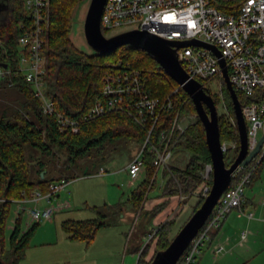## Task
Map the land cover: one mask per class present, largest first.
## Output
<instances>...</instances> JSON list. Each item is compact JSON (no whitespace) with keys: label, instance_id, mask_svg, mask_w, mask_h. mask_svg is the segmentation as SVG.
<instances>
[{"label":"trees","instance_id":"1","mask_svg":"<svg viewBox=\"0 0 264 264\" xmlns=\"http://www.w3.org/2000/svg\"><path fill=\"white\" fill-rule=\"evenodd\" d=\"M50 1L49 24L45 33L47 94L53 99L59 113L82 120V123L78 133L61 132L57 125L56 115L43 112L32 84L27 82L22 75L7 77L0 81V91L16 88L23 95L19 109L10 114L3 113L0 117V264H19L41 224L36 222L24 229L23 217L20 216L15 227L8 232L7 227L14 201L37 189L47 191L53 181L74 178L63 172L59 176L50 178L45 173V177L42 178L41 172L44 170V164L37 178L32 179L26 154L27 145L45 154L54 155L55 148H59L66 157V167L72 169L80 166L84 160L99 157L108 144L118 139L137 140L142 145L145 142L147 129L138 124L126 110H112L93 119H83L95 102L102 98L104 76L109 70L108 64L111 61L123 59L139 69L145 78L147 90L152 96L161 99L172 96L174 107L161 114L154 132L155 141L158 140L159 133L169 127L177 114L194 113L198 118L197 122L190 125L183 133L178 132L175 135V139H178L182 134L175 150L183 148L184 151L190 153V157L185 167L170 163L169 169H163L166 184L161 198L190 195L204 181L201 172L206 163H212L205 129L196 113L192 99L160 64L146 51L136 49L132 45L120 47L110 55L100 54L94 50L93 52L79 50L70 34L73 29L75 9L85 0ZM31 23L32 18L26 9L25 0H0V64L6 63L12 69L18 68L20 55L24 51L19 44V37ZM11 81L12 86L9 85ZM220 83L221 95H214L211 92V83L206 86L217 105L222 98L226 103L229 113L223 112L219 115L221 141L236 144L235 151L238 154L240 140L233 102L225 79H221ZM238 96L242 103L248 101L243 93L238 92ZM144 158L143 180L133 191L130 201L136 210L141 208L148 193L156 187L158 178L154 165L155 153L146 149ZM102 159L105 160V157L102 156ZM263 162L264 160L258 166L256 173ZM86 174H89V170ZM235 182L234 179L232 185ZM203 201L204 199L199 200L192 213L201 206ZM165 206L166 203L158 204L153 211L155 216ZM106 208L114 209V206L105 205L95 208L99 216L93 219L66 220L63 222V228L71 239L91 243L100 228L113 224L107 220L110 213L105 212ZM121 212L122 209L119 208L117 213ZM175 221L176 219L168 222L162 229L158 250L170 244L169 230L174 227ZM185 252L178 264L183 261ZM149 263L150 261H145L142 256L137 262V264Z\"/></svg>","mask_w":264,"mask_h":264},{"label":"built area","instance_id":"2","mask_svg":"<svg viewBox=\"0 0 264 264\" xmlns=\"http://www.w3.org/2000/svg\"><path fill=\"white\" fill-rule=\"evenodd\" d=\"M50 2L25 0L32 23L19 37L24 51L17 69L0 65V81L22 75L32 84L43 112L56 115L59 130L78 133L82 120L59 113L53 99L47 94L45 33L49 24ZM101 25L102 30L129 26L128 30H146L168 41L198 39L216 46L221 52L220 56L203 46H185L177 49L178 59L188 75L205 86L224 79L221 59L226 61L234 89L248 98L242 104V112L248 125L249 150L257 146L264 136V0H107ZM108 67L102 98L95 102L83 119H93L112 110H126L147 129L140 152L126 167L130 181L134 183L141 175L146 149L155 153L154 165L158 175L160 170L170 168L175 151V135L183 131L177 114L169 127L159 133L158 140H154L161 114L173 109L174 100L171 95L165 99L152 96L147 90L143 73L129 61L117 59L111 61ZM9 85L12 86L13 82ZM260 131L261 137L258 135ZM234 147L236 149V144ZM230 149L227 143H223L225 154ZM263 160L264 141L252 161L248 165H240L233 173L232 183L234 179L236 182L234 185L231 183L221 195L210 217L186 249L181 264H196L198 257L212 243L214 233L221 229L227 216L234 210L238 209L249 217L254 216L252 211H243L242 205L253 175ZM210 169L213 170V165ZM106 173L107 169L101 166L97 175ZM71 180L62 178L53 181L47 191L37 189L15 200L17 207L13 228L20 216L26 219L27 229L36 222L52 220L57 212L69 207L68 203L55 202L54 199ZM210 190H205V197ZM41 202L44 203L40 205ZM152 236L150 234V238ZM246 236L247 232L244 231L242 238ZM213 252L215 255L226 253V245L215 244Z\"/></svg>","mask_w":264,"mask_h":264},{"label":"rangeland","instance_id":"3","mask_svg":"<svg viewBox=\"0 0 264 264\" xmlns=\"http://www.w3.org/2000/svg\"><path fill=\"white\" fill-rule=\"evenodd\" d=\"M90 1L85 0L76 7L73 29L70 34L75 46L84 52H93V49L87 42L84 30ZM128 28L129 26H125L103 30V32L107 36H113L128 30ZM210 90L214 95H221V85L218 80L210 84ZM22 99L23 95L16 88L0 91V117L3 113L10 114L19 109L23 101ZM220 101L219 105L216 104L219 115L223 112L228 114L224 99L222 98ZM178 115L179 122L183 128V131L179 133H183L190 125L196 123L198 119L194 113H186L185 115L180 113ZM261 134L262 132L260 131L259 137H261ZM181 135L176 139L175 147ZM228 145L231 149L225 154V159L227 165H230L237 157V153L234 143L230 142ZM141 148L142 144L139 141L121 138L112 144H108L99 157L84 160L80 166L69 169L65 165L66 157L61 153L59 148H55L54 155L45 154L27 145L26 154L32 179L37 178L38 172L44 164V170L41 174L46 173L49 178L59 176L61 172L66 173L67 176L74 177L69 185L59 193V197L54 199V201L58 199L64 202L68 201L71 205L70 209L58 214L55 222L51 220L42 222L30 242L29 251L40 249V251L44 250L45 253H48L51 259L46 264H137L140 256L145 261H151L158 251V241L163 231L162 229L166 226L165 224L176 219L174 227L169 230V237L172 240L184 223L189 220L199 200L206 198L204 193L207 188H211L212 186L213 170L210 169L212 163H206L201 172L204 181L197 190L191 192V196L184 195L183 199L179 195L168 198L163 197L161 199L166 179L163 177V170H160L156 187L148 193V197L142 203L141 208L136 210L130 201L133 191L141 181L135 186L131 185L128 172L124 168L140 152ZM182 149L174 151L170 161L171 164L185 167L190 153ZM102 156L105 157V160L102 159ZM110 160H114L113 163L104 165L109 172L103 176L97 175L101 165L105 161L109 163ZM94 164H96L95 167H93ZM87 168L89 174L85 172ZM262 184H264V162L253 178V187L248 186L250 193L258 189L255 191V197L258 200H262L264 197V186ZM160 185L163 186L160 187ZM260 185L263 187H260ZM152 200L159 201L156 204H152L149 202ZM43 203L41 202L40 205ZM162 203H166V206L158 215L150 220V223H147L151 213H154L153 211L157 208V205ZM105 205L114 206V209L106 208L105 212L110 213L107 220L113 223V225L115 223L118 224L120 228H114V230L109 227L102 228L91 243L69 238L62 226V221L65 218H74V220L93 219L99 216L95 208ZM171 205L174 207L172 208L173 212L159 219L165 213L164 210ZM16 207L17 205L13 204L7 227L8 232H11L13 229ZM119 208L122 209V213L118 216L117 210ZM113 210L114 212H112ZM25 223L26 219L23 221L24 227ZM56 226L59 227V230H57ZM119 230L123 231L120 239ZM150 234L153 235L151 238ZM139 236L143 241L140 244L138 252L133 253L131 249L126 252L123 243L126 244L127 239L130 240L131 237L132 240L130 242L133 243ZM42 243H44L43 246L40 245Z\"/></svg>","mask_w":264,"mask_h":264},{"label":"water","instance_id":"4","mask_svg":"<svg viewBox=\"0 0 264 264\" xmlns=\"http://www.w3.org/2000/svg\"><path fill=\"white\" fill-rule=\"evenodd\" d=\"M107 0H91L86 14L84 30L88 44L91 48L100 54L110 55L125 45H132L136 49L146 51L155 61H157L164 71L174 79L192 99L196 113L201 120L206 134V140L211 153L213 165V182L210 193L204 199L201 206L193 213L189 220L178 231L170 244L156 252L149 264H178L182 255L189 247L193 238L198 234L210 217L215 205L218 203L221 195L232 183L233 173L240 165H248L252 159L260 152L264 141L261 137L257 146L249 150L248 125L242 112V101L234 89L226 61L221 59L223 75L227 89L233 102L235 119L239 133L240 147L235 160L227 165L221 133L219 127V113L212 93L207 86L200 81L191 78L177 55V49L185 46H203L214 51L218 56L220 50L207 42L190 39L186 41H168L146 30L133 29L118 33L113 36H107L101 25L102 13ZM1 66L7 67L8 64L1 63ZM94 164L93 167H95ZM88 169L85 170L87 173ZM42 178L45 174H41ZM155 216L151 213L148 222Z\"/></svg>","mask_w":264,"mask_h":264},{"label":"crops","instance_id":"5","mask_svg":"<svg viewBox=\"0 0 264 264\" xmlns=\"http://www.w3.org/2000/svg\"><path fill=\"white\" fill-rule=\"evenodd\" d=\"M113 161L114 160H110L109 163L105 161L101 166L111 164L113 163ZM126 167L124 169H126ZM108 172L109 171L107 169V173ZM142 180H143V174L141 173L139 178L134 183H131L130 181V184L135 186ZM252 183L253 182H251V184L249 185L250 187L252 186ZM262 185L264 186V184ZM262 185H260V187H263ZM162 186L163 185H160V187ZM256 190L250 193L249 188H247L246 199L242 205L243 211H245L246 213H249L252 211L254 212V216L249 217L246 214L241 213L240 210L238 209L230 213L227 216L226 220L224 221L221 229L217 231L216 233H214L212 243L208 245V247L202 252L196 264H264V220H263V217H264L263 199L264 197L262 198V200H258L255 197ZM58 197L59 195L57 196V198ZM159 200H152L149 202H151L152 204H156ZM55 202H64V201H61L60 199H58V200H55ZM66 203L69 204V207L57 212V214L54 215V217L52 218L51 220L52 222H55L58 214L63 213L66 210L70 209L71 207L70 203L68 201ZM172 208H174L172 205L168 206L167 209L164 210L165 213H163L159 219L171 214L173 212ZM121 213H118V216ZM69 219H74V218H65L62 222L69 220ZM150 222H147V223H150ZM62 226H63V223H62ZM106 227H109L110 229L114 230V228H118L119 226L118 224L115 223V225L112 224V225L104 226L102 228H106ZM23 228L25 229L24 224H23ZM56 228L57 230H59L58 229L59 227L56 226ZM102 228H100L98 231H100ZM244 231L247 232V236L245 239L242 238V233ZM122 233H123L122 230L118 231L119 239L122 237L121 235ZM131 240H132V237L130 240L127 239L126 244L123 243L124 250L128 252L131 249L133 253H137L139 250L140 244L142 243L143 240L142 238H140V236L137 237L133 241V243L130 242ZM217 243H224L226 245L227 252L221 255H215L213 252V246ZM40 245L43 246L44 243ZM50 259L51 257L49 256L48 253H45L44 250L40 251L39 249V250L29 251V249L27 248L25 256L20 261L19 264H46L47 262L50 261Z\"/></svg>","mask_w":264,"mask_h":264}]
</instances>
